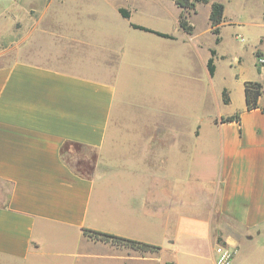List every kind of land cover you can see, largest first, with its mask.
I'll list each match as a JSON object with an SVG mask.
<instances>
[{"label": "crops", "instance_id": "1", "mask_svg": "<svg viewBox=\"0 0 264 264\" xmlns=\"http://www.w3.org/2000/svg\"><path fill=\"white\" fill-rule=\"evenodd\" d=\"M170 1L178 13L161 1L141 7L140 21L129 10L124 17L114 5L119 15L99 32L80 25L88 15L75 6L76 13L55 18L58 30L52 36L59 47L53 53L35 39L28 55L0 66V264H216L219 243L233 249L231 264H264V64H258L264 56V0H242L243 20L228 18L225 6L219 43L210 20L205 34L194 25L200 3L188 15L194 26L188 33L179 24L181 7ZM247 24L259 32L250 52L261 77H243L232 86L219 83L221 66L238 73L243 63L241 55L217 51L223 29L232 26L239 44V38L249 40L243 33ZM100 33L118 46L95 41ZM209 33L213 46L203 38ZM167 46L173 53L179 47L184 61L176 55V66L160 67L188 105L157 94L142 96L144 88L137 95L121 73L125 56L140 53L145 64L134 66L133 73L153 84L152 68L157 71ZM204 47L210 52L205 62ZM212 49L214 74L208 68ZM246 81L263 84L256 109H247ZM219 104L230 110L210 116L207 143L195 115L201 107ZM159 114L181 118L186 126L166 124L160 131ZM236 114L239 120H222ZM67 144L86 152L71 151L76 164L63 154ZM207 158L206 170L213 175L192 195L189 167ZM175 166L187 175H175ZM85 229L157 248L95 240Z\"/></svg>", "mask_w": 264, "mask_h": 264}, {"label": "rangeland", "instance_id": "2", "mask_svg": "<svg viewBox=\"0 0 264 264\" xmlns=\"http://www.w3.org/2000/svg\"><path fill=\"white\" fill-rule=\"evenodd\" d=\"M66 1L67 0H17L11 2L8 0H0V14L4 12V10H7V13L5 14L6 16L3 15V20H0V66L11 63L15 60H20L23 58V56L28 55V52L31 50V44L35 42V39L36 41L40 39L41 42L44 43L43 47L50 49L51 53H53V50H55L54 48L59 47V40L57 39V37L53 38L52 36L55 35L56 30H58V23H56L55 18L60 17L61 13L65 14L66 16H69L73 11L76 13L75 6L78 5H80L82 10H85V12H87L86 14L88 15L86 16L87 21L85 22L84 20H82V24L80 25L85 26V23H87L89 27H92L91 30H93L94 28H98V32L100 26H102L103 24H111L109 23V21L112 19V16L114 14L119 15L117 10L115 9L116 5H118L119 8H126L130 12H133V17L137 21L141 20V7H154V5H157L158 2L161 1L164 3L166 2L169 8L172 7L175 14L179 12V9L176 7V5L172 4L170 0H112L113 4H109L107 2L104 3L101 0H90L89 3L85 2L87 0H69L66 6L62 7L61 3L65 4ZM221 1L224 2L226 6V15L228 18L243 20V18L240 17V14L242 15L245 10L242 0ZM146 12L150 14L151 11ZM209 14L210 4L202 3L198 6V13L196 14V16L193 15L195 20L194 25L199 33H206L209 25ZM238 14L239 17L237 16ZM4 16L7 21H5L6 19L4 20ZM40 17H45L44 21L41 24L38 23ZM144 17L146 18V21L148 23H155L154 19L149 21L148 16L144 15ZM71 18L72 15L69 17V22L71 21ZM3 21L4 24L1 23ZM12 22V28L10 27L7 33V27L8 25L10 26ZM53 27L54 29H52ZM44 29L46 33L43 31L40 32V30ZM233 29L234 28L232 26H227L223 29V41L221 44H219V47L217 49V51L225 55H241L243 58L242 66L239 67L240 71H238L239 76H237L238 73H235L234 68L227 67V69H225L226 66H221V71L218 76V82L223 83L224 81H228L231 86L232 84L239 83L243 77H261L258 71L254 69L253 55L250 52L251 46L258 44L259 32L254 28L252 29V27H250L249 25L246 26L243 33L245 36L249 37V40L241 41V39L239 38L238 42L241 43L238 44L233 36ZM107 35L100 33L98 34V36L93 37V39L97 42L106 44L111 47L118 46L119 43L115 40H111ZM203 38H205V41H207V43L209 42L213 46L214 40L211 33L204 35ZM176 55L181 57L180 61H184V56L182 57L183 51L179 47L174 48V53L172 46H167L165 48V57L163 58V62L158 64L156 72H154L155 68H152V73H154L155 75L152 76L153 84H151L150 78H138V76L133 73L134 66L145 64L140 60V57H142L140 53L136 54L135 52L131 51L125 56L126 61L121 69V73L128 84L132 86L134 85L137 95H140L142 92V96H145L147 94H149L150 96V93L157 94L162 99H169L174 101L178 100L176 102H182L183 100L188 105L189 100L185 99L179 88H172L173 86L170 77L166 75L163 72V68L160 67L176 66V59L172 57ZM209 55L210 52L208 47H204L201 51V60L205 62ZM258 64H264L263 55H261V57H258ZM145 87L148 88L146 89ZM140 88H144V90L139 94ZM229 107V105L219 104L215 107L204 106L198 110L197 114L195 115L194 121L197 119L201 120V127L205 129L207 143L212 137L210 129L213 125L209 120L210 116L215 115V113L217 114L219 112L224 115L229 112ZM155 118L161 121L162 126L159 128V130L163 132L167 130V125L175 129H182L186 126V122L181 118H177L176 116L159 114L156 115ZM141 122L144 123L143 120ZM146 133H149V131ZM206 147L207 149H209L208 144ZM72 150H74L76 153L81 152L83 155L86 154V152L80 149L79 146H71L70 144L65 145L63 148V154L65 158H69L70 161L75 164L76 162L73 161V158H70ZM210 153L211 152L207 150V154L209 155ZM208 158L207 161L204 162V164L201 163L200 165L195 162L193 167H189L191 179L194 180H191L194 185L191 186L190 190L192 195H197V193H199L198 188H200L201 181L203 179L210 180L213 175L206 170V167L210 164ZM215 158L217 160V154ZM174 174H183L184 176H186L187 171L175 166ZM195 186H197V188H194Z\"/></svg>", "mask_w": 264, "mask_h": 264}, {"label": "trees", "instance_id": "3", "mask_svg": "<svg viewBox=\"0 0 264 264\" xmlns=\"http://www.w3.org/2000/svg\"><path fill=\"white\" fill-rule=\"evenodd\" d=\"M175 2L182 9L179 17L180 27L188 33H192L194 30V26L190 23L188 18L189 13H191L192 11H196L197 5L199 3L210 4L209 20L211 23L212 32L216 36V43H219L221 41L220 25L223 22L224 11H225V5L223 2L218 0H175ZM120 12L124 17L130 16V12L125 8H121ZM133 26L135 28L143 29L146 31L155 32L164 37H169V38L172 37V35L170 34L158 32L145 26H141L137 24H133ZM215 54H216L215 49H212L211 57L208 60V68L211 74H214L216 69L214 63ZM262 94H263V84L261 82L259 81L245 82L246 106L248 110L256 109L259 107V98L261 97ZM224 101L225 103H228L229 98L224 96ZM235 119L239 120V114L222 118L223 121H233ZM84 234L95 240L112 241L115 244H122L135 249L154 250L157 248V246H153L136 240H131L114 234H109V233L90 230V229H85Z\"/></svg>", "mask_w": 264, "mask_h": 264}, {"label": "built area", "instance_id": "4", "mask_svg": "<svg viewBox=\"0 0 264 264\" xmlns=\"http://www.w3.org/2000/svg\"><path fill=\"white\" fill-rule=\"evenodd\" d=\"M216 254V264H231L234 257L233 249L223 243L217 244Z\"/></svg>", "mask_w": 264, "mask_h": 264}]
</instances>
